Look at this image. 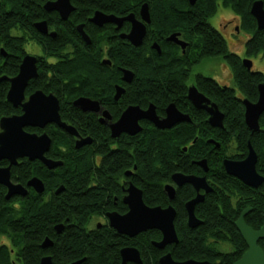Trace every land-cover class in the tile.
<instances>
[{
    "label": "flooded vegetation",
    "instance_id": "flooded-vegetation-1",
    "mask_svg": "<svg viewBox=\"0 0 264 264\" xmlns=\"http://www.w3.org/2000/svg\"><path fill=\"white\" fill-rule=\"evenodd\" d=\"M52 1L56 0H29V12L31 11L32 16L36 18L33 20L34 27L38 21H45L46 23V33L39 32L36 27L35 29L40 34V41L47 44L48 51L51 53L47 56V61L52 64L59 60L75 59L80 68L85 69L88 66L94 72L92 78L78 79L75 88L69 94L66 93V86L63 87L64 91L59 96L51 91L42 90L46 94L52 93L57 98L61 120L71 125L75 129L76 135L69 133L54 122L47 123L43 128L27 127L35 128L29 132L37 134L45 132L50 137L51 144L54 134L56 141L60 146L62 145L61 147L64 146L62 140L66 136L75 149L80 150V152L89 150L88 158L75 161L76 169L74 170L81 178L77 187L79 198L84 201L89 198L90 202L82 203L92 206V208L82 210L83 213L91 212V217L82 226L87 236L89 234L98 236L106 230H112L115 234L114 237L122 240V244L118 246L117 250L121 262V250L123 248H137L123 243L127 242L129 238L151 230L140 231L135 236L130 237L128 234L118 232L110 223L109 213L122 215L129 211V204L124 199L129 195L131 185L140 190L144 204L150 207L170 205L175 211L173 202L178 196V191L187 185L191 186L192 196L184 201L187 214L186 202L195 198L197 194L203 196V199L194 205L195 213L196 205L204 202L215 193L216 184H219L214 179L215 176L220 177L225 187V174H228L224 168L225 159L242 161L246 158L249 149L252 148L256 153L255 169L258 174L264 176V166L258 164V150L263 147L261 142H257V133L264 131V110L258 116L257 128H252L245 121V104L243 102L244 99L250 102L257 100L258 84L264 83V79L255 83L254 97L245 95L234 81V72L230 64L227 63L222 54L216 53L215 50L211 51L206 42L211 33H214L225 41L227 47L226 39H229L233 48H236L241 41L234 40L230 35H236L244 30L248 33V38L244 44V55H239L230 50L229 47L228 50L240 59L242 66L247 71L258 72L264 76V70L255 69L251 59L260 52L264 54V51L258 50L251 53L246 51L248 40L256 33L246 28L245 22L248 15H243L245 11H243L242 0H234L235 6L231 2V4H226L224 0H91L90 6L85 9L83 14L79 11L80 8L75 1L69 0L72 9L65 19L61 17L58 10L45 7L46 3ZM248 1L245 0V2ZM255 1H261L264 9V0H251V2L249 1L248 14L250 13L254 18L256 29H264L257 26L256 18L251 13V7ZM131 2L134 3L131 5ZM132 6L133 9H131ZM98 12L103 13L104 16H97V22H95L92 18ZM66 21H68L67 25L64 24ZM134 21L139 23L137 38L131 34ZM78 26L82 27L89 41H86ZM140 29H143V34L139 44H135L139 40ZM57 32H64L67 36L71 34L72 39H67L69 41L60 46L57 43L50 45L51 43L47 38L56 37ZM52 33L54 35H51ZM233 40L236 43H233ZM32 43L39 46L41 44V42L29 39L25 44L26 53L24 55L33 54L38 61V56L42 55V51L35 53L34 50L26 49V45H32ZM212 57L214 59L221 57L229 68L222 66L219 75L212 76L204 69ZM243 59H249L252 62L250 68L244 65ZM230 79L231 84L229 83ZM211 80L217 86L232 89L234 96L240 100L243 106L242 121L246 131L236 128L229 129L232 137L227 143H223L225 139L218 135L223 128L226 129V113L210 96L207 87H205ZM65 82L67 80L63 81V83ZM190 87H195L199 93L217 105L222 114V126L212 125L209 112L205 108L197 107L192 102L188 97ZM28 95L25 96V99ZM168 106H173L179 114L173 123L160 127L150 117L155 116L157 122L163 120L167 115ZM14 108L21 110L20 106ZM21 112L22 110L18 114ZM213 130H215L216 136L210 135ZM60 132L63 137L57 136ZM163 134L185 135L187 139L181 145L182 152L189 151L192 146L197 152L188 155L187 168L189 172L173 171L169 180L164 182L162 187L168 203L164 206L160 204L150 205L144 199L143 188L146 177L143 169H138V166L144 162L149 146L152 147L153 143L155 145L162 144ZM234 138H237V146ZM76 141H82L79 148L75 147ZM238 146H244L246 151L236 152L235 149ZM221 148L226 151L223 152L224 150L222 151ZM235 154L238 156L234 157ZM45 156L52 160H61L60 158H52L49 149L45 152ZM220 156L221 168L218 169L219 166L217 165L218 172L216 173L212 166L219 162ZM23 158L18 159L17 164L19 162H39L47 170H55L63 165L62 163L60 166L48 168L39 159L29 160L26 158L27 160H23ZM212 159H216V161ZM1 160H4L5 163L0 167L8 165L7 159ZM12 166L10 167V181L14 184H20L26 189L25 195L15 193L9 198L5 197L6 199L13 198L12 217L17 221L27 219L29 226L26 229L27 236L32 233L37 235L35 242L38 247L36 258L41 260V258L48 257L51 258L52 262L51 248L56 240L64 234L66 227L72 224L65 226L68 222V218H66L65 222H58L53 225V232L50 231L51 235L47 234L50 223L46 221L45 215L39 221L40 210L36 211V208L25 209L20 206V203L22 198L33 194V192L41 194L52 187V194L59 195L66 187L62 182L56 184L57 180L54 176L42 179L36 175H28L23 181V177L19 175L13 179L11 177ZM174 173L204 177L209 190L206 191L203 187L196 189V186L189 182L178 184L172 178ZM33 177L42 181L44 188L41 192H37L33 186L27 184L28 180ZM233 177L250 189L242 192L239 200V215L244 209L249 208L244 215L245 220V216L253 211V207L247 202L254 200L251 197L258 193L259 188L263 187L264 181L254 187L244 184L235 176ZM167 184L172 185L175 190L172 199L168 197L165 191ZM0 186L4 187V196H6L7 186L2 183ZM59 187H62V190L56 192ZM262 194L264 195V191ZM44 197L40 196L35 200L41 203ZM24 211H29L26 216H23ZM58 224L62 226L56 228ZM40 236L41 239H39ZM125 238L127 239L125 240ZM45 239L48 240L45 241ZM26 241L15 233L12 239L2 235L0 244L5 249H9L10 258H25ZM44 243L45 245H43ZM106 243L115 245L120 243V240H108L104 242V244ZM138 251L142 259L141 252L139 249ZM106 257H111V254H106ZM77 258L85 259L87 256L82 255ZM187 259L207 261L208 264H211L210 260L206 258ZM183 260L186 259L177 261Z\"/></svg>",
    "mask_w": 264,
    "mask_h": 264
},
{
    "label": "trees",
    "instance_id": "trees-1",
    "mask_svg": "<svg viewBox=\"0 0 264 264\" xmlns=\"http://www.w3.org/2000/svg\"><path fill=\"white\" fill-rule=\"evenodd\" d=\"M74 1L79 6V11L83 14L85 9L90 6L89 2L91 0ZM249 1L251 2V0ZM249 1L245 2V0H242L243 11H245L243 15H248L245 25L247 29L253 30L256 34L252 35L251 39L248 40L246 51L247 53L258 50L264 51V29H256L254 18H252L250 13L248 14ZM224 2L226 4L232 3L235 6L234 0H224ZM133 3L131 2V5ZM131 9H133V6ZM29 10V0H0V48H3L6 53L3 56L0 52V76L11 77L18 72L21 59L26 53V42L29 39L35 40L41 42L42 55L38 56L36 63L37 76L28 81L25 93L29 94L41 89L45 92L51 91L59 96L64 91L63 87L66 86V93L69 94L75 88L74 86L78 79L92 78L94 71L88 66L85 69L80 68L75 59L49 63L47 56L51 53L48 51L47 44L40 41V34L33 24V20L36 18L32 16ZM64 24L67 25L68 21L64 22ZM14 28L21 31L20 36L11 33V29ZM47 39L51 43L50 45L57 43L60 46L62 43L69 41L67 39H72V36L71 34L67 36L64 32H57L56 37ZM206 42L209 44L211 51L215 50L216 53L222 54L227 63L230 64L237 87L245 95L254 97L255 83L263 80L264 76L258 72L247 71L242 66L240 59L228 50L225 41L217 34L211 33L210 38ZM64 80H67V82L63 83ZM205 87H207L210 96L217 101L220 108L226 113V129L223 128L218 135L225 139L223 143H227L232 137L229 129L236 128L246 131L242 121L243 106L240 100L234 96L232 89L217 86L212 80ZM8 88L9 81L7 79L0 80V118L6 115L18 114L21 111L19 108H14L6 100ZM25 129L31 131L35 128L25 127ZM58 135L63 137L61 132ZM210 135L216 136L215 130ZM63 138L66 140H62L64 146L61 147L62 145H59L56 141V136L53 134V141L49 148L52 158H60L63 161L61 167L55 170H47L39 162H19L17 165L12 166L11 177L14 179L16 176L21 175L24 181L28 175H36L42 179L54 176L57 180L56 184L64 183L65 190L59 195L52 194V187L41 194L33 192V194L22 198L20 206L25 209L36 208V211L40 210L39 221L45 215L46 221L50 223L47 234H50V231L51 233L53 232L54 224L65 222L66 218H68V222L65 226L72 224L66 227L64 234L56 240L51 248L53 256L51 264H69L80 259L77 257L82 255H86L87 258L80 264H119L120 258L117 250L118 246L122 244V240L116 236L114 237L115 234L112 230H106L102 234L98 233V236L92 234L87 236L82 227L84 222L91 217V212L83 213L82 210L84 208H92V206L82 203L90 202L89 198H86L85 201L79 198L77 187L81 182V178L74 170L76 169L75 161L88 158L89 150L80 152V150L74 148L72 142L66 136ZM186 139L183 134H163L161 145L153 143V146H149L147 149L144 162L138 166V169H143L146 177L143 188L146 203L150 205H166L168 199L162 187L164 182L169 180V176L173 171L189 172L187 168L188 155L196 154L197 150L192 146L189 151L182 152L181 145ZM234 139L237 146V138ZM257 142H261L263 147L258 150V164L264 166V131L257 133ZM221 150L223 151L224 148H221ZM235 151L246 150L244 146H238ZM235 156L238 155L235 154ZM220 159L221 156L219 157V162L212 166L216 173L221 168ZM23 160L27 159L23 158ZM212 160L216 161V159ZM4 163V160H0V165H4ZM217 165L219 166L218 169ZM225 177L224 187L220 177L215 176L214 179L219 182V184H216L215 193L204 202L196 205L195 214L203 222L195 228H190L187 225V214L184 208V201L192 196V187L187 185L178 191V196L173 202L176 208L174 219V226L178 236L176 244H170L164 249L154 247L151 243L152 240L161 238L160 231L156 229L147 230L133 238H125L127 242L123 244L136 246L140 250L143 260L142 264H159V257L166 252H170L176 260L206 258L210 260L211 264H232L247 249L245 241L235 226V220L240 212V194L250 189L231 175L225 174ZM262 191H264V184L262 188H259L258 193L251 197L254 200L247 202L253 207V211L245 216V220L254 229H258L264 223V195ZM4 192V187L0 186V239L2 235L12 239L17 233L21 238L27 240V246L25 248V258H10L9 249H5L0 244V264H41L40 258H36L38 251V247L35 245L37 235L32 233L27 236L26 229L29 228L27 219L24 218L20 221L13 219L11 213L13 198L6 199ZM40 196H45L41 203L35 200V198ZM27 212L29 211H24L23 216H26ZM41 238L40 236L39 239ZM113 239L114 241L120 240V243L115 245L104 244V242L113 241ZM216 242H224L230 245L231 250L223 251L216 248ZM258 245L264 250L263 239L258 240ZM106 254H111V257H106Z\"/></svg>",
    "mask_w": 264,
    "mask_h": 264
},
{
    "label": "water",
    "instance_id": "water-1",
    "mask_svg": "<svg viewBox=\"0 0 264 264\" xmlns=\"http://www.w3.org/2000/svg\"><path fill=\"white\" fill-rule=\"evenodd\" d=\"M47 9H56L59 11L63 19L67 18L68 13L72 9L69 0H56L45 4ZM251 13L256 18L257 26L264 28V9L261 1H255L251 7ZM104 16L103 13L98 12L94 15L92 20L97 22V16ZM138 22L134 21L131 34L135 37L138 27ZM35 27L39 32L46 33L47 27L45 21H38ZM79 31L83 34L86 41H89L84 34L82 27L78 26ZM143 29L139 30V40L135 44H139ZM51 35H54L52 33ZM0 52L5 56V51L0 48ZM37 57L33 54H26L23 56L18 72L11 77L5 75L0 76V80L7 79L9 81V88L6 92V100L14 107L20 106L22 112L20 114H12L2 116L0 118V160L7 159L8 165L0 167V183L7 186L8 190L6 198L18 193L26 194V189L20 184H14L10 181V167L16 165L18 159L26 157L29 160L39 159L48 168H53L62 165V160H52L45 156L48 151L51 139L45 133L37 134L25 130L27 126H34L43 128L47 123L54 122L59 127L67 130L69 133L76 135L75 129L62 121L59 115V103L57 98L52 93H44L42 90H35L30 93L25 99V88L28 81L37 76L36 67ZM243 63L247 68H250L252 62L249 59H243ZM188 97L192 102L201 108H205L210 114V122L214 126H222V114L219 112L217 105L204 97L197 91L195 87H190ZM245 104V121L254 128L258 126V116L264 110V83L258 84V98L255 102H250L247 99L243 100ZM179 112L173 107L168 106L167 115L163 120L157 122L156 117L152 116L156 124L160 127H165L173 123L177 119ZM126 118V117H125ZM82 141H76L75 147L79 148ZM256 153L250 148L246 158L242 161H235L230 159L224 160V168L226 172L242 180V182L249 186L257 187L264 176L257 173L255 169ZM172 178L178 183L183 182L193 183L196 189L199 187H209L206 184L204 177H196L193 175H183L174 173ZM28 185L33 186L37 192L43 190V184L40 179L33 177L28 180ZM62 190L59 187L56 192ZM165 191L170 199L175 195V190L172 185H165ZM129 195L125 197V202L129 204V211L125 214L119 215L117 213H109L111 225L120 233L128 234L130 237L135 236L140 231L147 229H158L161 233V238L158 241H152V245L159 249H164L167 245L177 243L178 237L174 227V217L176 215L175 209L168 205L166 207L154 206L150 207L143 203L140 190L131 185ZM203 196L197 194L195 198L186 202L187 222L192 228L198 226L202 221L194 213V205L201 201ZM244 209L239 217L235 220V226L246 243L247 249L242 255L234 261L233 264H264V250L258 245V240H264V223L258 228L253 229L244 220V215L248 212ZM61 224L56 225V228L61 227ZM48 239H45V241ZM45 245V243L43 244ZM84 258L70 262L69 264H80ZM41 264H51V258H41ZM129 262L141 264L142 259L137 248L126 247L121 250L120 264H128ZM159 264H208L207 261H198L196 259H186L177 261L172 258L170 252L164 253L159 257Z\"/></svg>",
    "mask_w": 264,
    "mask_h": 264
},
{
    "label": "rangeland",
    "instance_id": "rangeland-1",
    "mask_svg": "<svg viewBox=\"0 0 264 264\" xmlns=\"http://www.w3.org/2000/svg\"><path fill=\"white\" fill-rule=\"evenodd\" d=\"M11 33L14 35H19L21 34V31L14 28V29H11ZM230 37L236 41L240 40L241 42L237 45L236 48H233L229 39H226L229 49L243 56L244 55V44H245L246 39L248 38V33L242 30L240 33L238 32V34L236 35L231 34ZM234 40L232 42L236 43ZM26 49L30 51L34 50L35 53H41V47L35 43H32V45H26ZM211 59H212L211 61L207 62L206 64L207 67H204V69L212 76L219 75V72L222 66H226L227 68H229L227 63L221 57H216L215 59L212 57ZM251 59L253 61V66L255 69L264 70V54L263 53L260 52L256 56H253ZM225 73L227 72L225 71ZM229 83L231 84V79ZM27 95L28 94L25 93V96ZM215 246L216 248H219L220 250H223V251L231 250V246L228 244H225L224 242L222 243L216 242Z\"/></svg>",
    "mask_w": 264,
    "mask_h": 264
}]
</instances>
